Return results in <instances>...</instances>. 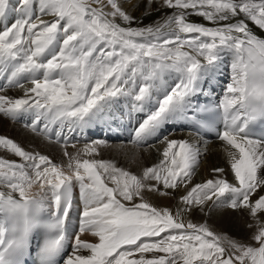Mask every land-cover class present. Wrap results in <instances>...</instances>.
I'll return each mask as SVG.
<instances>
[{
  "label": "snow or ice",
  "instance_id": "6c2138e0",
  "mask_svg": "<svg viewBox=\"0 0 264 264\" xmlns=\"http://www.w3.org/2000/svg\"><path fill=\"white\" fill-rule=\"evenodd\" d=\"M157 2V11L172 13L132 27L136 18L117 0H0V91L24 89L22 97L0 95V113L15 121L31 112L25 127L67 145L57 127L83 133L115 120L121 98L129 114L155 104L132 143L159 138L175 122H190L197 136L214 131L233 182L209 179L188 188L202 155L199 143L188 140L163 137V159L138 176L111 160L81 158L99 155L107 144L102 139L75 153L65 147L68 162L62 165L0 136V148L21 158H0V264H26L33 250L38 264H264V37L249 24L264 31V0ZM152 3L147 0L148 7ZM108 5L111 11H105ZM193 14L216 26L190 22ZM229 57L219 103L195 102L201 92L210 95L203 85L222 74ZM166 76L177 81L170 90ZM77 185L83 207L73 219ZM161 185L187 188L175 214L144 199ZM205 207L246 212L256 222L254 243L183 220ZM85 233L97 241L82 238Z\"/></svg>",
  "mask_w": 264,
  "mask_h": 264
},
{
  "label": "bare ground",
  "instance_id": "6f19581e",
  "mask_svg": "<svg viewBox=\"0 0 264 264\" xmlns=\"http://www.w3.org/2000/svg\"><path fill=\"white\" fill-rule=\"evenodd\" d=\"M104 2L106 4L107 0H104ZM117 2L123 8V10L136 18L135 22L131 25L132 27H144L153 24L158 20L162 22V18L166 15H170L173 11V9L169 8H160L159 11L156 9L151 10V7L147 6V0H117ZM153 3H155L157 6L159 5L157 0H153ZM111 10L112 9L110 5L105 8V11ZM41 18L47 21L54 19V17L50 15H44ZM192 18H195L200 22H203L204 19L203 17L195 14L188 17V19ZM11 22L12 20L10 19L9 26ZM205 22L208 23L207 20H205L204 23ZM210 23L213 25L211 27L216 26L212 22ZM249 24L258 36L264 37V31L260 30L251 22H249ZM0 30H2V25H0ZM229 59L226 58L224 61L222 74L218 75L215 80L211 82V84H209L208 81H205L203 85L205 91L209 92V96L217 103H219L223 97L225 87L229 82ZM165 81L169 87V90L177 82L174 77L169 76L165 77ZM3 83L4 82L0 80V85ZM25 83L27 87L32 86L28 81H25ZM19 88H4L3 91H0V95H7L13 98L22 97L24 95V90ZM162 95L163 91L160 93L161 97ZM204 95L205 94L201 92L197 96ZM127 105L128 101L124 98H121L119 104L115 106L116 114L123 113L122 115H117L119 118L114 120L115 123L121 119L125 120V118L120 117L127 113L130 117L131 115L138 116L137 118H139V120L142 122L149 112L155 107V104H153L151 107H146L144 111H133L129 114V107ZM33 118V113H23L17 119L20 121H27L23 125L19 121L16 122L0 113V136L12 139L26 151L39 152L40 154L47 155L53 161V163L62 165H66L68 162V158L63 154L65 147L69 153H75L82 150L85 144H89L97 139H102L107 141V144L99 148V155H81V158L111 160L116 163L117 167L128 170L138 176L142 174L144 168L157 164L161 159H163L162 152L166 146L162 142L163 137L174 140H188L192 143L198 142L202 149L199 166L196 168L190 182H187L188 184L194 185L197 183H203L209 179L215 180L217 178H226L229 182H233L234 180V173L230 168L227 155L223 150L224 143L218 139H211L201 134L197 136L196 131L189 126L188 122L171 123L164 128L159 138L150 139L147 143L139 146L132 143L135 132L131 140H122L121 135L124 133H121L119 127L112 128L111 130H109L107 127H104L105 129L100 130L101 127L96 126L93 129H86L83 133H81L79 130L70 132L67 127L62 130L57 127L56 130L62 131V136L68 137V143L65 145L63 139L57 142L56 138L53 136L51 140H47L43 136L31 132L30 129L25 127L26 124H30L32 122ZM121 122L123 123V121ZM205 143H207L208 150L203 152ZM73 145H75V147H73ZM0 158L21 162L20 157L3 148H0ZM215 168H223L225 171L223 174L215 173L213 171ZM105 180L110 187L114 186L110 178L105 177ZM188 188L190 187L188 186ZM164 191L169 192V195H163L162 193ZM186 191L187 188H185L183 185H181L179 190L164 189L161 185L159 192L146 191L144 193V199L157 208H169L175 214L177 209L184 207L183 203L180 201V197L184 195ZM137 202H139L138 199ZM74 203L75 208L73 209V219H76L79 211L82 210L83 207L79 200L78 185L74 187ZM209 207H205L203 212L194 210L190 214L185 213L182 218L186 223L191 221L192 223L196 224H207L209 228L215 229L222 235H226L232 239L236 238L240 240L241 238L242 240L240 241H246L250 239L255 233L257 227L256 222L250 216H248L246 212L233 210L227 207L211 208V210H209ZM261 219H264V216H262ZM249 225H251V227H249ZM82 238L88 239L92 242L97 241V238L92 236L90 233L83 234ZM67 251L68 253L72 251L71 245H69ZM85 254L87 253L85 252ZM133 258H138V254Z\"/></svg>",
  "mask_w": 264,
  "mask_h": 264
},
{
  "label": "rangeland",
  "instance_id": "374dc122",
  "mask_svg": "<svg viewBox=\"0 0 264 264\" xmlns=\"http://www.w3.org/2000/svg\"><path fill=\"white\" fill-rule=\"evenodd\" d=\"M154 4V5H153ZM93 7H97V5L96 4H93ZM157 7H160V4L157 6L155 3H152V6H151V10H155V9H157ZM190 22H196V23H203V24H205L206 26H209V27H211V26H213V25H211V23L209 22V21H207L208 23H204V19H203V22H200V21H197V19H195V18H192V19H188ZM118 23H119V21H117ZM122 26H124V25H122ZM23 82V84H24V87H26L27 88V85H26V83H25V81H22ZM29 87H31V86H29ZM19 89H22V88H19ZM22 90H24V89H22ZM190 182V181H189ZM188 182V183H189ZM188 186L189 187H191L192 185H190V184H188ZM223 208H225V207H223ZM210 229H212L214 232H216L217 234H220V233H218L215 229H213V228H210ZM250 235V234H249ZM226 236V235H225ZM235 240H239V239H236L235 238ZM240 240H242L241 238H240ZM239 240V241H240ZM241 242H244V243H254L253 241H251V239H248V240H246V241H241ZM226 246V245H225Z\"/></svg>",
  "mask_w": 264,
  "mask_h": 264
}]
</instances>
